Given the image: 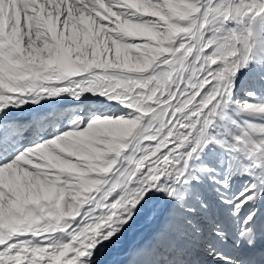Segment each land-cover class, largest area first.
<instances>
[{"label":"snow or ice","instance_id":"1","mask_svg":"<svg viewBox=\"0 0 264 264\" xmlns=\"http://www.w3.org/2000/svg\"><path fill=\"white\" fill-rule=\"evenodd\" d=\"M39 3L0 0V264H105L108 247L121 245L141 223L158 227L150 244L129 247L126 264H204L205 255L214 264H264V124L233 121L231 141L210 134L217 119H227L237 74L252 63L264 67V0H146L156 14H195L179 25L187 31L172 45L179 49L175 57H163L143 75L125 70L129 46L138 41L108 31L104 43L73 44L64 24L67 12L59 16L63 46L53 44L40 30ZM103 3L118 11L117 0ZM76 7L94 4L77 0ZM122 16L145 32L165 29L155 14L128 10ZM100 23L113 27L107 19ZM169 72L172 83L162 94L158 81ZM139 93L154 101L144 105L151 115L134 110ZM62 95L78 104L96 97L126 113L87 105L75 110L67 130L46 140L22 148L5 141L2 130L17 126L6 122L10 109ZM238 114L264 116V104L244 102ZM135 120L145 130L124 139L109 127ZM32 124L39 128L41 121ZM213 144L228 159L218 167L199 164ZM74 167L106 173L92 177L95 190L75 219L61 230L22 227L21 217L43 207L30 203L22 186L63 191L75 178L61 173ZM241 177L243 187L228 194ZM157 195L167 207L155 201Z\"/></svg>","mask_w":264,"mask_h":264},{"label":"bare ground","instance_id":"2","mask_svg":"<svg viewBox=\"0 0 264 264\" xmlns=\"http://www.w3.org/2000/svg\"><path fill=\"white\" fill-rule=\"evenodd\" d=\"M77 0H40V3L35 5L36 13L40 21L41 32L49 38L53 44L63 46L65 39L63 29L60 27L59 16L65 12L68 15L65 17V26L68 29V39L73 43H79L81 45H90L97 42L104 43V36L102 33L112 31L117 35H122L123 38L132 41H138L139 43L130 45L131 52L129 58L126 61V71L143 75L146 72L153 70L157 65V61H162L163 57H175L176 52L173 51L172 45L175 41L182 37L187 30L180 29L179 25L185 16L190 17L194 15L192 10H171V15L166 12L159 14L154 13V9L149 7L146 0H131V4L137 5L135 9L126 6L125 3L117 1L113 6L118 9L117 12H113L110 8L105 6L103 0H92L94 8H77ZM169 5L173 3V0H168ZM133 9V10H132ZM131 10L132 15H156V19L161 24L165 25L164 31H159L158 28L153 26L152 32H145L141 30L137 23L130 20H124L122 13ZM163 17V19H161ZM107 19L109 24H112V29H108L106 26L101 25L100 21ZM175 21V23H173ZM59 32V40H57V33ZM257 34H259V28H257ZM195 38V36H193ZM12 42L10 41L9 44ZM8 46V45H4ZM191 54L189 51L186 55ZM255 55V53H254ZM164 63H167L166 61ZM181 67L183 65L181 64ZM174 73H165L162 77V81H158L161 87L162 94L166 91L167 87H170L172 83V75ZM155 79V77H151ZM264 67L257 63H252L247 69H242L237 74V85L233 90V104L230 105L227 110V119L221 121L216 120V124L213 129L210 130L211 135H217V138H224L231 141V136L234 135L237 129L233 126V121L237 124H241L244 120H251L256 124H264V116H245L238 114L239 105L244 102L252 104H264ZM151 83V82H150ZM254 92V97L246 95L247 92ZM144 98V97H143ZM141 101L145 102V99ZM141 102V103H142ZM154 101H149L152 103ZM105 105L103 100L96 97L87 98L82 104L74 102L67 95H62L53 99H44L37 105L25 104L21 109H10L8 116L5 118L6 122L11 121L16 127H5L2 130V134L5 137V141L13 142L16 147H26L34 143L46 140L54 136L59 130L63 132L69 128L71 120L76 115L74 112L76 109L85 107L87 105ZM103 110L109 113H115L116 115H125L126 110L120 108L116 104H108L104 106ZM141 116H147L149 114L148 109L138 108ZM35 120L41 121L39 128L33 126L32 122ZM30 122L27 129L20 126L25 125V122ZM56 126V127H54ZM111 130L124 139L128 136L136 135L135 132L141 127L140 121H128L119 125H110ZM227 129V134L225 133ZM41 132V133H40ZM138 132V131H137ZM136 132V133H137ZM40 138L37 140V137ZM18 138H22L18 140ZM29 140V141H28ZM142 142V141H141ZM32 143V144H31ZM228 159L227 154L217 148L214 144L209 145L208 149L201 156L199 164H208L211 167H218L222 161ZM44 161V160H43ZM46 162V161H45ZM49 166L53 161L46 162ZM222 172V168H219ZM62 175H68L75 178V183L67 186L62 191V207H44L45 202L55 193L57 190L51 189L46 185H39L27 189L24 191L22 186L23 196L28 199L30 203L43 205L42 208H37L30 213L21 217L24 221L22 227H26L29 230L35 228H42V219L55 215V223L52 230H61V225H64L67 221H72L78 215L80 205L83 206L84 201L87 200L85 195L91 193L95 187V181L92 180L93 174L95 176L106 175L102 170H87L80 167H74L70 170L64 171ZM91 177V180L88 178ZM246 178H237L233 181L228 194L238 192L244 185ZM92 183V185H91ZM91 185V187H90ZM90 187V188H89ZM24 191V192H23ZM35 194V196L33 195ZM206 195H212L205 193ZM32 195L34 196L32 198ZM60 199V198H59ZM155 201L160 205L167 207L168 204L165 201L163 195H157L154 197ZM5 227V215L0 210V229ZM158 225H147L141 223V225L132 231L125 233L123 243L118 246H109L107 249V255L104 257L105 264H126L127 250L133 245H148L152 242L155 231ZM228 243L231 244L229 238ZM152 261L154 258H149ZM204 264H214L210 257L206 255L202 257ZM162 264V262H160Z\"/></svg>","mask_w":264,"mask_h":264},{"label":"rangeland","instance_id":"3","mask_svg":"<svg viewBox=\"0 0 264 264\" xmlns=\"http://www.w3.org/2000/svg\"><path fill=\"white\" fill-rule=\"evenodd\" d=\"M117 1H119L120 3L122 2L123 4L125 3V5L126 6H130V8H133V9H135L136 8V6L137 5H133V4H131L130 2H131V0H117ZM132 9V10H133ZM257 28H259V25H257ZM164 76V75H163ZM162 76V77H163ZM151 80H152V78H149L148 79V83H150L151 82ZM159 81H162V78L159 80ZM125 90H127L126 88H125ZM133 90H135L134 88H133ZM144 90L146 91L147 90V86L145 85L144 86ZM138 96H140L141 97V99L143 98V94L142 93H139L138 94ZM143 99H145L146 101L144 102H142V101H140V102H138L139 103V108H145L144 107V105H147V104H150L149 103V100H147L146 98H143ZM142 102V103H141ZM146 109H148V111H149V114L148 115H151V113H152V109H150V108H146ZM75 112V111H74ZM147 115V116H148ZM153 119H155V118H153ZM29 124H30V122H25V125H28L29 126ZM54 127H56V126H54ZM28 127H26V128H24V129H27ZM145 129H142L141 127L139 128V130H137L136 132H135V134L137 135V134H139V133H142V131H144ZM41 133V132H40ZM135 136V135H134ZM40 138V136H38L37 137V140ZM20 139H22V138H20ZM19 138H18V140H20ZM29 141V140H28ZM32 144V143H31ZM44 159L42 158V163H46L47 161L46 160H44ZM46 161V162H45ZM47 164V163H46ZM93 176H95L94 174H93ZM88 178L91 180V177L90 176H88ZM91 185H92V183H91ZM91 185H90V187H91ZM89 187V188H90ZM66 189V188H65ZM93 189H95V187L93 188ZM24 191H26L27 189H23ZM56 190H57V192H55L48 200H47V202H45L46 203V205L44 206V204L45 203H43V206L44 207H62L61 205H62V199H63V193H62V191L59 189V186H57V188H56ZM23 191V192H24ZM34 196H35V194H33ZM32 195V198L34 197ZM87 196V197H86ZM88 196H89V194H86L85 195V197H86V199L88 198ZM60 198V199H59ZM87 202V200H85L84 201V203H86ZM80 207H83L82 205H80ZM85 207H87V206H85ZM35 210H37V208L35 209ZM55 215L52 213V215L51 216H48V217H45V218H43L42 220V228H48L49 230H52L53 229V225H54V223H55V220H54V217ZM3 228H4V226H3Z\"/></svg>","mask_w":264,"mask_h":264}]
</instances>
